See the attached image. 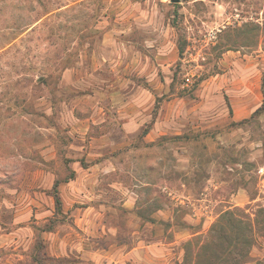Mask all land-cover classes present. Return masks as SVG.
<instances>
[{
    "label": "rangeland",
    "instance_id": "obj_1",
    "mask_svg": "<svg viewBox=\"0 0 264 264\" xmlns=\"http://www.w3.org/2000/svg\"><path fill=\"white\" fill-rule=\"evenodd\" d=\"M224 223L264 264V0H0V264H197Z\"/></svg>",
    "mask_w": 264,
    "mask_h": 264
},
{
    "label": "trees",
    "instance_id": "obj_2",
    "mask_svg": "<svg viewBox=\"0 0 264 264\" xmlns=\"http://www.w3.org/2000/svg\"><path fill=\"white\" fill-rule=\"evenodd\" d=\"M56 186V184H55ZM56 201V207H61V200L58 196H55ZM229 221V228L231 230H235L237 233L241 234L243 233V225H241V220H237L233 217V214L228 218ZM226 223L222 224L221 226L216 227L218 236H217V242L212 243L207 242L201 245V247L198 249V253L196 254V263L197 264H225L228 259H231L234 257L235 251L240 252L243 248V244L247 243L245 241H242L240 237H237L236 239H230V237L227 234V231L225 229ZM229 239V240H228ZM192 243H187V255L183 262L179 264H189V255L192 250ZM241 246V247H240Z\"/></svg>",
    "mask_w": 264,
    "mask_h": 264
},
{
    "label": "crops",
    "instance_id": "obj_3",
    "mask_svg": "<svg viewBox=\"0 0 264 264\" xmlns=\"http://www.w3.org/2000/svg\"><path fill=\"white\" fill-rule=\"evenodd\" d=\"M148 136L150 137L151 136V133L148 134ZM65 189V188H64ZM84 191V188L83 189H80V191ZM77 191H79V188H77ZM75 193H78V192H75ZM20 229H23V227H20ZM18 230V229H17ZM17 231L16 230H13V231H10L8 233H4L3 231L0 233V240H5L6 238L5 237H9V238H12L13 239V242H16V241H19V240H16V236L17 235Z\"/></svg>",
    "mask_w": 264,
    "mask_h": 264
},
{
    "label": "water",
    "instance_id": "obj_4",
    "mask_svg": "<svg viewBox=\"0 0 264 264\" xmlns=\"http://www.w3.org/2000/svg\"><path fill=\"white\" fill-rule=\"evenodd\" d=\"M173 1H179V0H173Z\"/></svg>",
    "mask_w": 264,
    "mask_h": 264
}]
</instances>
